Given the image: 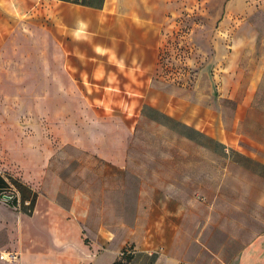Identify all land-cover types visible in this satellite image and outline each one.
I'll return each instance as SVG.
<instances>
[{
	"label": "rangeland",
	"instance_id": "obj_1",
	"mask_svg": "<svg viewBox=\"0 0 264 264\" xmlns=\"http://www.w3.org/2000/svg\"><path fill=\"white\" fill-rule=\"evenodd\" d=\"M176 21L182 26L170 32L160 51L165 71L160 75L165 78L154 79L156 93L142 97L150 104H145L139 117L138 105L129 107L133 96L88 89L92 81L84 73L85 65L64 56L66 50L75 49L74 35L61 34L57 22L41 11L36 16V63L32 64L35 92L14 96L13 105L4 104L8 96L0 95V168L27 186H35L36 190L30 191L44 205L49 204L50 194L56 195L57 203L65 204L80 195L92 202L99 199V204L90 206L88 201L83 206L88 208H82L88 221L98 226L96 231L90 230L103 236L86 238L88 245L99 249L98 264H112L116 258L122 264H210L215 258L226 257L218 248L216 255L209 254L203 245L210 234L214 238L224 235V230L215 226L217 211L205 212L201 220L196 217V223L183 225L177 232L180 236L169 241L166 225L157 223L155 207L145 199L156 188L158 170L161 174L167 171L165 176L170 178L181 172V167H203L199 156L208 143L206 136L233 140L228 149L211 143L213 197L220 194L221 182L229 184L227 194L232 197L236 183H262L237 170L234 140L237 104L251 99L247 88L258 81L264 91V0H194L192 9H184ZM257 102L263 105L261 110L257 104L256 111L251 106L243 112L245 121L237 130L244 135L264 134V95ZM107 132L114 141L108 142ZM78 140L89 147L100 144L118 154L116 161L125 159L131 175L118 164L93 165L92 156L77 147ZM92 165L97 173L104 170L97 190ZM225 166L227 175L222 171ZM194 172L190 175L198 178ZM124 193L126 206L118 202ZM10 210L13 216L15 211ZM16 211L25 214L23 208ZM46 211L42 206L36 214ZM56 213H60L58 209ZM4 215L9 219L8 213ZM16 230L13 220L0 224V234L9 238L6 247L13 244ZM3 261L0 258V264Z\"/></svg>",
	"mask_w": 264,
	"mask_h": 264
},
{
	"label": "crops",
	"instance_id": "obj_2",
	"mask_svg": "<svg viewBox=\"0 0 264 264\" xmlns=\"http://www.w3.org/2000/svg\"><path fill=\"white\" fill-rule=\"evenodd\" d=\"M193 6L194 0H0V95L8 96L4 104L13 105L14 96L35 92L32 90L35 88L32 64L36 63V16L41 11L57 22L61 34L74 35L75 49L66 50L64 56L70 57L77 64L85 65L84 73L92 81V86L88 89L94 93L99 90L102 94L118 92L133 96L129 100V107L132 109L134 105H138L136 116H141L145 104H150L142 97L156 93L153 82L155 78H165L160 75L165 72L160 51L168 42V35L182 26L176 21L179 15L184 9L189 11ZM74 68L80 70L78 66ZM260 83L258 81L247 88V97L251 96V99H243L236 106L234 140L237 170L243 175L262 180L260 186L247 181L236 183V194L232 197L227 194L229 184L221 182L220 194L213 197L211 143H219L224 149H228L227 145L233 140H215L206 136L204 141L207 140L208 143H204L205 150L199 156L203 160V167H181V172L171 174L170 178L165 176L167 171L161 174L158 170L156 188L149 192V196H145L150 201L148 205L155 207L157 223L166 225L169 241L180 236L177 232L183 225L196 223V217L201 220L205 212H218L215 226H220L224 235L214 238L210 234L203 245L209 254L216 255L215 249L218 248L225 252L226 257L215 258L210 264H216V261L219 264H264V134L244 135L237 130L238 125L245 121L243 112L248 107L252 106L254 111L257 110V104L259 110L263 107L257 102L264 95ZM255 117L254 114L253 121L256 123ZM258 125H261L260 121ZM106 137L108 142L114 141L110 133ZM76 145L92 156L93 165L118 164L119 169H123L124 173L127 171L128 176L131 175L130 168L126 167V160L118 163L115 159L118 154L106 147L103 148L100 144L85 146L79 140ZM185 154L190 158V152ZM93 165L91 173L97 180L93 186L98 189L97 182L104 170L101 173L99 169L97 173ZM80 169L84 170V167L81 166ZM80 169L77 168L76 171ZM191 171H195L198 178L192 177ZM222 171L223 174H228L226 166ZM14 179L23 184L25 201L30 202V205L23 204L25 214H21L13 205L0 199V224H8L9 219L17 223V235L13 244L6 247L9 238L0 234V258L5 260L3 263L98 264L99 249L95 250L92 243L88 245L86 238L92 240L97 237L98 240L103 236L94 235L93 231L98 226L88 221V216L83 212L88 207L83 206L88 201L90 206L99 204V199L92 202L80 195V199L65 204L57 203L56 195L50 194L48 205H44L45 202L40 197L33 203L32 199L36 194H32L30 189L35 191V186H27L16 175L6 174L1 168L0 194ZM254 190L263 193H248ZM20 192L22 194L21 189ZM118 200L122 206H126L128 201L125 193ZM42 206H46V213L36 214ZM10 208L15 211L13 216ZM56 209L60 213H56ZM4 213L9 214V219ZM9 254H13L15 258L10 259Z\"/></svg>",
	"mask_w": 264,
	"mask_h": 264
},
{
	"label": "built area",
	"instance_id": "obj_3",
	"mask_svg": "<svg viewBox=\"0 0 264 264\" xmlns=\"http://www.w3.org/2000/svg\"><path fill=\"white\" fill-rule=\"evenodd\" d=\"M0 199L8 204L13 205L16 209H21L23 204L30 205V202L23 201L22 195L20 190L17 186L10 182L5 188L4 191L1 193ZM10 259H14L15 256L13 254H9L8 256Z\"/></svg>",
	"mask_w": 264,
	"mask_h": 264
},
{
	"label": "trees",
	"instance_id": "obj_4",
	"mask_svg": "<svg viewBox=\"0 0 264 264\" xmlns=\"http://www.w3.org/2000/svg\"><path fill=\"white\" fill-rule=\"evenodd\" d=\"M161 115L165 116V117L168 118V119H171L170 116H167V115H165V114H161ZM153 120L158 121V122H161L160 119H158V118H153ZM182 125H183V124H182ZM184 126H186V125H184ZM186 127H188V126H186ZM188 129H189L190 131H192V132L200 133V132H198V131H197L196 129H194V128H189V127H188ZM13 183L16 184V186L18 187L19 190L21 189V191H22V194H21V195H23V198H24V199L22 198V200L25 201V199H26V194H25V191H24L23 184H22L21 182L15 180V179H14ZM0 196H1V194H0ZM35 200H36V197H33L32 202L34 203ZM125 252H126V251L124 250V252H122V254H125ZM112 264H122V263H121L120 260L117 259V260H115Z\"/></svg>",
	"mask_w": 264,
	"mask_h": 264
}]
</instances>
